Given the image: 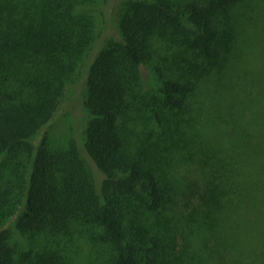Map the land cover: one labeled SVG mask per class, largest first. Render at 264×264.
Returning a JSON list of instances; mask_svg holds the SVG:
<instances>
[{
  "label": "trees",
  "instance_id": "1",
  "mask_svg": "<svg viewBox=\"0 0 264 264\" xmlns=\"http://www.w3.org/2000/svg\"><path fill=\"white\" fill-rule=\"evenodd\" d=\"M108 1L0 0V264H81L83 241L85 264H196L197 238L224 264H264V191L214 154L192 113L205 83L232 94L216 116L264 167V91L233 92L264 0H124L119 36L88 66L82 139L36 142ZM160 47L173 62L152 88L145 69Z\"/></svg>",
  "mask_w": 264,
  "mask_h": 264
},
{
  "label": "rangeland",
  "instance_id": "2",
  "mask_svg": "<svg viewBox=\"0 0 264 264\" xmlns=\"http://www.w3.org/2000/svg\"><path fill=\"white\" fill-rule=\"evenodd\" d=\"M123 4L124 0H109L101 8L98 7L92 11L97 21V41L86 58L85 66L67 86L58 116L36 142H39L46 133L49 136L51 144L57 143L60 145L63 143V140L72 139L73 137L79 141L82 139L89 120L88 111L84 105L87 93L86 73L88 66L108 39L119 36V19ZM256 17H260L259 20L263 23L260 26L252 25L253 28H248L247 37L249 44L257 49L254 54L249 50L248 57L238 64L234 79L237 90L233 92L242 96L247 94L248 96L254 97L259 90L264 91V86L261 83H264V60H262L264 59V54L260 56L257 54L258 50H262V53H264V9L258 10ZM158 50V54L155 55L151 65L148 69H145L152 88H157L156 68L163 66L165 63L172 65L173 62L172 51L163 49L162 47L158 48ZM164 57H168L169 61L166 62V59V61L163 60ZM260 75L263 78L261 80L259 79ZM216 88L217 86L214 82L205 83L203 90L198 91V95L193 97L192 106L195 110L192 113L199 117L195 123V127L207 133L208 138L214 141V145L216 146V152L214 154L224 158L229 164L237 165L233 166L240 171L239 173L242 176L249 179L251 183H254V185L264 191V167L256 163L250 157L245 147L230 136L232 127L227 124L225 119H220L216 116V112L221 111L227 117V105L232 94L228 92L226 96L222 97L216 91ZM224 91L222 89L220 92ZM261 101L264 104V97L261 98ZM216 103H218L219 108L215 110ZM263 104L260 105L264 106ZM262 111L264 112V108ZM250 115L251 113L247 112V118H250ZM197 142L200 146H205L201 137H197ZM196 241L195 249L198 254L196 264L201 261L202 257L209 259L207 264H224V262L220 261L217 253L211 252L210 246H205V243L200 240L198 241V238ZM78 247L80 263L85 264L90 261L91 255L94 254L91 245L83 241L78 244ZM251 260L252 258H246L244 260L245 264H253ZM225 263L233 264V261L230 257H227Z\"/></svg>",
  "mask_w": 264,
  "mask_h": 264
}]
</instances>
